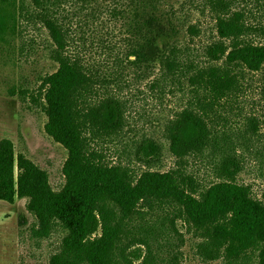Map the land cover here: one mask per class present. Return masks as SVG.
Wrapping results in <instances>:
<instances>
[{"label": "trees", "instance_id": "trees-1", "mask_svg": "<svg viewBox=\"0 0 264 264\" xmlns=\"http://www.w3.org/2000/svg\"><path fill=\"white\" fill-rule=\"evenodd\" d=\"M203 3L215 13L216 37L193 60L177 45L182 31L172 0H0V52L13 44L14 55L24 31L41 27L58 64L33 100L46 114V133L68 151L63 187L55 190L11 139L0 141V200L27 199L40 237L63 234L50 264H185L182 228L200 238L206 260L255 256L264 264V191L257 198L238 181L243 161L218 125V108L240 94L247 73L264 72V23H250L234 8L237 0ZM111 25L125 29L126 57L137 71L158 62L164 77H183L193 93L167 125L178 159L168 171L152 169L161 151L154 139L135 148L147 166L140 171L107 154L126 127L127 102L116 89L102 95V70L88 53L95 39L86 34ZM188 31L201 30L191 24ZM210 149L223 158L219 180L207 185L188 170L187 157Z\"/></svg>", "mask_w": 264, "mask_h": 264}, {"label": "rangeland", "instance_id": "rangeland-1", "mask_svg": "<svg viewBox=\"0 0 264 264\" xmlns=\"http://www.w3.org/2000/svg\"><path fill=\"white\" fill-rule=\"evenodd\" d=\"M172 2L182 31L177 45L184 58L188 55L197 60L205 46L216 37L215 13L203 0ZM237 2L234 8L245 10L250 23H264V0ZM191 24L199 26L198 35L188 31ZM100 30L91 34L86 28V35L95 39L88 53L100 64L102 95L116 89L128 108L126 127L106 146L109 159L135 165L139 171L146 169V163L139 162L134 151L143 140L154 139L161 151L152 169L168 171L174 168L178 159L169 148L167 125L193 98L190 86L183 77H164L158 62L157 67L147 73L137 71L126 57L125 29L111 25ZM51 49L47 31L30 27L18 40L14 55L13 44L0 52V141L11 139L15 152L32 159L48 173L52 187L60 190L65 183L63 168L68 151L46 133V114L33 100L43 77L58 68L50 57ZM218 110L219 134L233 140L238 157L243 161L238 181L250 185L254 195L261 198L264 191V72L247 73L240 94ZM222 158V152L210 149L187 157V168L209 185L219 180L217 168ZM27 205L28 200L24 198L16 197L12 202L0 200V264H50L51 256L59 249L62 232L40 237L36 232L38 221ZM182 230L187 238L183 247L185 264H257L255 256L234 262L224 258L206 260L198 253L200 238Z\"/></svg>", "mask_w": 264, "mask_h": 264}]
</instances>
